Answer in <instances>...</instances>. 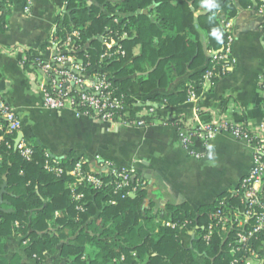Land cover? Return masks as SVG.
<instances>
[{"label": "trees", "instance_id": "1", "mask_svg": "<svg viewBox=\"0 0 264 264\" xmlns=\"http://www.w3.org/2000/svg\"><path fill=\"white\" fill-rule=\"evenodd\" d=\"M22 1L0 0V31L7 29L9 14ZM207 2L215 6L203 8L201 0H67L66 11L57 16L54 34L64 40L77 30V54L85 64L90 62L91 70L110 72L124 104L142 92L147 100L169 107L184 102L190 89L201 92L203 76L212 65L211 54L221 51L227 40L224 22L242 8L264 5V0ZM111 37L122 44L124 56L102 57L106 39ZM47 45L48 40L38 51ZM26 53V68L41 61L33 56V49ZM174 83V92L159 91ZM137 118L134 111L124 116L126 120ZM144 118L150 123L153 116ZM32 146L31 161L15 146H0V192L7 183L0 208V264H32L33 260L44 264L58 254L66 259L65 264H247L252 250L264 240V231L259 232L248 247L237 249L238 232L254 223V218L242 226L234 221L233 212L243 208L240 185L198 210L185 202L168 204L163 213L146 206V185L133 196L118 198L107 186L87 192V209L81 211L68 187L70 176L46 170V149L37 140ZM81 155L70 150L60 157L62 166L71 168ZM92 166L86 163L85 168ZM114 197L118 201L111 204ZM218 209L227 215L226 226H215L208 241L205 234ZM10 238L18 239L21 251L8 255ZM90 249L96 253L86 258ZM60 257L53 264H61Z\"/></svg>", "mask_w": 264, "mask_h": 264}, {"label": "crops", "instance_id": "2", "mask_svg": "<svg viewBox=\"0 0 264 264\" xmlns=\"http://www.w3.org/2000/svg\"><path fill=\"white\" fill-rule=\"evenodd\" d=\"M66 1L33 0L32 11L28 14L24 12L23 3H19L9 14L7 29L0 31V91L8 93L20 112L24 136L39 141L46 150L59 157L79 149L78 153L90 159L101 155L134 169L147 181L146 206H151L153 212L163 213L168 204L185 202L198 210L221 194L234 190L255 164L254 149L245 140L220 134L207 151L197 143L195 149L203 155L196 158L181 144L174 125L115 126L77 117L69 109L55 110L43 105L37 84L19 64V49L39 52V47L55 31L58 14L66 11ZM261 7L242 8L236 17L224 22L225 29L227 24L230 25L234 38L235 61L226 72L203 83L201 92L190 89L184 102L169 107L159 106L147 100L146 93L137 92L128 101L131 110L141 113L145 105L154 103L163 117L171 119L191 117L198 109L204 114L215 111L228 114L232 121L244 123L254 131L259 130L264 126V10ZM159 91L172 93L175 83ZM52 125L68 131L73 136L72 143L59 145L54 136L48 137L46 131L48 128L51 131ZM89 131L93 138L106 136L104 142L115 140L114 145H103L98 150L93 148L95 141L92 139L88 143ZM113 131L110 139L107 135ZM192 235L195 237L196 232ZM14 241L15 238L9 239L7 250ZM247 262L264 263V240Z\"/></svg>", "mask_w": 264, "mask_h": 264}, {"label": "built area", "instance_id": "3", "mask_svg": "<svg viewBox=\"0 0 264 264\" xmlns=\"http://www.w3.org/2000/svg\"><path fill=\"white\" fill-rule=\"evenodd\" d=\"M25 13L32 11L33 0H23ZM261 10H264L262 5ZM227 40L221 51L212 52V65L206 70L203 83L212 81L216 74L226 72L228 66L235 61L233 56V35L230 25H226ZM80 33L77 30L70 32L61 40L54 31L48 38V45L44 50L33 53L39 61L26 68L29 62L27 50L19 49V64L30 73L38 86L46 108L71 110L77 117H88L94 121L105 122L111 125L144 126L150 123L171 124L177 128L181 144L196 158H201L203 153L195 149L197 143L204 146V151L209 150L211 142L220 134H227L236 139L247 141L254 149V166L247 172L240 182L241 202L243 208L233 212L234 221L239 226L247 224L252 218L254 223L248 228L240 230L237 234V249L248 247L250 239L255 234L264 231V126L254 131L250 126L234 122L228 114L210 112L201 113L198 109L193 116L176 118L168 122L169 118L163 117L154 103L145 105L143 112L137 113L136 120H126L124 116L132 111L128 103L117 93V88L111 80L109 71L91 70L84 60L77 54ZM6 51L11 52L10 49ZM122 44L114 37L106 39V49L102 57L115 58L116 55H125ZM264 93V78L262 79ZM194 95V92L192 91ZM264 106V99H263ZM80 107L86 108L85 111ZM125 109V110H124ZM124 110L123 115L120 113ZM127 110V111H126ZM119 113V114H118ZM144 116H153L151 122ZM22 134L20 140L18 135ZM15 139V142L12 140ZM11 148L15 146L20 155L26 160H33L34 149L31 140L23 134V121L20 112L10 99L7 92L0 91V146ZM45 168L58 176H70L68 187L71 196L79 210L85 211L87 192L103 190L111 186L113 194L118 197L133 196L137 190L147 184L146 179L134 169L116 164L112 159L96 155L93 159L81 155L71 168L66 169L61 164L59 156L45 150ZM3 160L0 151V164ZM88 163L91 169H86ZM114 197L109 202L116 204ZM225 207L226 203L222 202ZM231 213V208L228 209ZM215 219L211 222L206 240H210L215 226H226L227 215L222 209L213 213ZM167 225L176 227L177 223L167 221ZM185 226V223L182 225ZM251 250V249H250ZM253 253V250H252ZM247 264H250L247 262ZM264 264V263H262Z\"/></svg>", "mask_w": 264, "mask_h": 264}, {"label": "rangeland", "instance_id": "4", "mask_svg": "<svg viewBox=\"0 0 264 264\" xmlns=\"http://www.w3.org/2000/svg\"><path fill=\"white\" fill-rule=\"evenodd\" d=\"M47 136L48 137H50V136H54V138H55V140H56V142L55 143H58L59 145L60 144H66V142H68V141H73V136L71 135V134H69L68 133V131H65V130H63V129H59V127L58 128H54L53 127V125H52V127H51V131H50V128H48L47 129ZM94 132V131H93ZM114 131L112 132V133H109L107 136L110 138V139H112L113 138V135H114ZM87 135H88V143L93 139L95 142H94V146H93V148H95V149H101V146H103V145H107V146H112V145H114V143H115V140H113L112 142H104L103 141V139H106V136H103V135H101V136H99L98 135V138H93L92 137V134H91V131H89L88 133H87ZM32 141H34V139H31ZM44 143V142H43ZM72 143V142H71ZM91 143V142H90ZM113 143V144H112ZM91 145V144H90ZM65 146V145H64ZM70 147V146H69ZM77 149V148H76ZM79 150V149H78ZM77 150V151H78ZM108 156H111L110 154H108V153H106ZM95 157V156H94ZM19 242H18V239H16V241H14L11 245H9L8 246V255H11V254H13L15 251H21V249H20V247L18 246L19 244H18ZM96 253V250H94V249H90V250H87V252H85V256H86V258L88 257V255L90 254L91 256H93L94 254ZM60 257V255L58 254V255H56V256H50V257H48L46 260H45V263L44 264H53L54 263V260L56 259V258H59ZM32 264H35V263H37L36 262V260H33V261H30ZM67 261H66V259L64 258V257H60V263L61 264H65Z\"/></svg>", "mask_w": 264, "mask_h": 264}, {"label": "water", "instance_id": "5", "mask_svg": "<svg viewBox=\"0 0 264 264\" xmlns=\"http://www.w3.org/2000/svg\"><path fill=\"white\" fill-rule=\"evenodd\" d=\"M154 5H152L151 6V8L153 7ZM144 13H147L148 12V9H145L144 11H143ZM200 13H205V11H201ZM21 136H22V134H19L18 135V140H17V142L20 140V138H21ZM5 179H6V176L4 177ZM6 182L3 184V187H2V190H1V192H0V208H2L1 207V204L5 201V200H3V193L6 191ZM11 209H7V211H10Z\"/></svg>", "mask_w": 264, "mask_h": 264}, {"label": "clouds", "instance_id": "6", "mask_svg": "<svg viewBox=\"0 0 264 264\" xmlns=\"http://www.w3.org/2000/svg\"><path fill=\"white\" fill-rule=\"evenodd\" d=\"M201 6L203 8H211V7H214L215 5L207 2V0H201ZM212 35H213V33H212Z\"/></svg>", "mask_w": 264, "mask_h": 264}]
</instances>
